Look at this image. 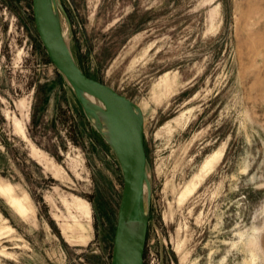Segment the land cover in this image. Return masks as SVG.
<instances>
[{"label":"rangeland","instance_id":"rangeland-1","mask_svg":"<svg viewBox=\"0 0 264 264\" xmlns=\"http://www.w3.org/2000/svg\"><path fill=\"white\" fill-rule=\"evenodd\" d=\"M71 53L140 108L143 264H264V0H56ZM0 0V264H108L121 173ZM41 44V43H40Z\"/></svg>","mask_w":264,"mask_h":264},{"label":"water","instance_id":"water-1","mask_svg":"<svg viewBox=\"0 0 264 264\" xmlns=\"http://www.w3.org/2000/svg\"><path fill=\"white\" fill-rule=\"evenodd\" d=\"M56 4V0H30L35 32L86 119L113 150L121 173L108 264H143L150 187L141 110L128 96L81 69L60 28ZM84 93L96 98L101 106H90Z\"/></svg>","mask_w":264,"mask_h":264},{"label":"bare ground","instance_id":"bare-ground-1","mask_svg":"<svg viewBox=\"0 0 264 264\" xmlns=\"http://www.w3.org/2000/svg\"><path fill=\"white\" fill-rule=\"evenodd\" d=\"M84 98L87 101V103L92 107H97V106L100 107L101 106V103L96 98H94L92 95H90L88 93H84ZM0 193L7 196V199L9 200L11 205L18 207L19 209H22V205L19 202V200L16 197L12 196V194H11L12 188L8 185L3 184L1 181H0ZM135 224H136L137 228L139 229L140 223L136 222Z\"/></svg>","mask_w":264,"mask_h":264},{"label":"trees","instance_id":"trees-1","mask_svg":"<svg viewBox=\"0 0 264 264\" xmlns=\"http://www.w3.org/2000/svg\"><path fill=\"white\" fill-rule=\"evenodd\" d=\"M37 37V36H36ZM37 39H38V37H37ZM38 44L42 47V45L40 44V41H39V39H38ZM43 48V47H42ZM46 55V54H45ZM49 60V59H48ZM50 61V60H49ZM86 73V72H85Z\"/></svg>","mask_w":264,"mask_h":264}]
</instances>
